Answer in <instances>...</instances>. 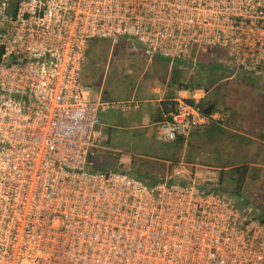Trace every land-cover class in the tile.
<instances>
[{
	"label": "built area",
	"instance_id": "2783aa9c",
	"mask_svg": "<svg viewBox=\"0 0 264 264\" xmlns=\"http://www.w3.org/2000/svg\"><path fill=\"white\" fill-rule=\"evenodd\" d=\"M249 5L0 0V264H264V222L214 189L219 166L178 159L152 183L90 166L104 145L96 113L140 101L91 99L81 79L89 41L120 37L171 61L221 47L232 72L260 75L248 45L264 7ZM188 98L176 93L157 140L206 119Z\"/></svg>",
	"mask_w": 264,
	"mask_h": 264
},
{
	"label": "rangeland",
	"instance_id": "374dc122",
	"mask_svg": "<svg viewBox=\"0 0 264 264\" xmlns=\"http://www.w3.org/2000/svg\"><path fill=\"white\" fill-rule=\"evenodd\" d=\"M253 1L255 0H249L250 13L253 10L251 6ZM258 1L261 9L262 6L264 7V0ZM258 38L260 42H255L254 34L249 32L251 41L248 47L250 51L254 53L256 48L260 49V63L258 65V68H260V75H258L260 81H258L255 74L252 81L253 86L241 83L239 81L241 78L246 79L245 74H243L245 70L248 73L251 71L250 68L245 69L242 67L244 71L234 74L233 78L235 80L231 87L232 90L236 89L238 92L241 90L246 93L248 122L243 119L245 114L242 112V117L239 118L242 123L239 124L232 123L231 119L228 120L225 117L221 118L219 128L214 127L210 122L201 124L195 131H190L183 144L181 143L179 147H176L178 152L173 155L174 159H172L210 163L219 166L223 169L222 185L229 187L234 186L233 178L230 175L235 165L247 163L252 169H256L255 176H246L239 188V197L247 201L241 207L249 209V212L256 217L258 211L264 210V134L261 135L264 133L262 130L264 121L257 120L259 116L264 117V10L260 12ZM85 57L86 63L89 64L83 65L82 73L89 71L94 74L92 81L96 83V88L97 83L102 81L104 82V88L110 87L111 90L113 89L112 91L115 88L111 85L121 84L124 92L131 90L133 84L137 82V73L145 74V71H143L146 64L145 56L138 46H134L128 40H125V42H121V39L114 41L101 40L98 46L89 42ZM227 57V51L221 47L214 46L202 49L190 62L181 64V78L179 80L188 82L192 78H199V81L205 84L201 87L206 89L203 99L209 98L208 100H210V98H213L217 100L220 109L221 107L225 108V95L222 94V90L227 86L229 78L217 79L215 82L209 79L221 71L225 74L230 72L229 66L225 62ZM140 59H144L143 63ZM218 62L223 65V69H218L217 64H215ZM90 89L92 90V87H89ZM122 91L117 90L116 93L119 94ZM90 98H96L91 91ZM238 106L236 105L237 109ZM229 112L227 109V113ZM100 116L101 111H98L94 127L107 130L108 128L103 125L106 120ZM107 134L109 142L106 150L95 154L91 167L101 170H120L133 174L141 171H149L152 174L159 172L157 178L163 176V162L154 159L162 154L163 149L167 147V143L155 138L152 127H144L141 124L132 125L128 121L123 122V124L113 122L111 128L107 130ZM121 157H129L131 162L118 161Z\"/></svg>",
	"mask_w": 264,
	"mask_h": 264
},
{
	"label": "crops",
	"instance_id": "0c3cea01",
	"mask_svg": "<svg viewBox=\"0 0 264 264\" xmlns=\"http://www.w3.org/2000/svg\"><path fill=\"white\" fill-rule=\"evenodd\" d=\"M138 59V58H137ZM146 64L143 67V71H145V74L142 75V73H137V82H135L131 88V90H124L123 85L113 84L115 89L114 91L111 90L110 87L104 88V82L100 81L97 83H94L93 80V73L86 71L83 72L81 75L82 82L84 84L89 85L88 87H92V90L90 89L92 95L96 98L100 99H109V100H123V99H136L140 101L139 107L135 109H130L127 111H123L117 108H107L103 111H101V116L105 118L104 126L108 128L109 130L113 124V122L122 123L128 121L129 124L132 125H142L144 127H152L154 131V125L155 122L161 119L164 114L166 113L168 107L174 101V97L176 93L189 97L188 99H192L194 102H197L199 99H203V96L206 93V89L201 86H187L178 87L175 83H170V74L171 70L173 68H179V78H181V64L180 62L181 58H176L171 60H168L166 57L161 56H152V57H144ZM144 59H140V61L143 63ZM180 59V60H178ZM89 63H86V60L84 61V65L86 66ZM144 65V64H143ZM94 72V71H93ZM236 72H228L227 75H225L223 78H229L227 82V86L224 87L222 90V94L225 95L224 101L226 104V107L223 108L218 106V102L215 104L216 108L214 111H212L210 114L206 115V119L203 122L200 123H194L191 127L192 130H196L197 127H200L201 124H204L206 122L212 123H221V118L225 117L226 119L233 121L236 124L242 123V120L240 121V117H242V112L244 113L246 111L245 117H243L245 122H248L249 115L248 111L246 110V93L240 90H232V85L234 83L235 78H233L234 74ZM245 78H241L239 80L241 83H246L253 86L252 81L254 80L253 77H255V72H245ZM256 78H258V81H260V77L256 75ZM92 81V82H91ZM90 83V84H89ZM94 90V91H93ZM117 90H121L122 92H119V94L116 93ZM109 91L113 92L110 93ZM90 95V93H89ZM193 96V97H192ZM206 100L209 98H205ZM211 101H214L213 98H210ZM238 106V109L236 107ZM219 107V108H218ZM227 109L230 111L227 113ZM96 117V115H95ZM229 117V118H228ZM95 123V122H94ZM99 129V128H97ZM100 130V129H99ZM107 130H100L104 136V145L99 150L98 153L104 152L106 150L107 143L109 142V136L107 134ZM167 147H165L162 151V154L159 155L154 160L163 162V172L165 173L173 164L174 159L173 155L178 152L176 145H174L173 141H166ZM183 144V143H182ZM118 161L120 162H131V158L129 157H121ZM210 164V163H207ZM157 169V167H156ZM129 173V172H128ZM155 173V172H154ZM163 173V174H164ZM131 174V173H129ZM132 175H135L137 178L141 179L142 181L146 183H152L156 180V178L159 175V172H156V174H152L149 171H141L137 172L135 174L132 173Z\"/></svg>",
	"mask_w": 264,
	"mask_h": 264
},
{
	"label": "trees",
	"instance_id": "16d2710c",
	"mask_svg": "<svg viewBox=\"0 0 264 264\" xmlns=\"http://www.w3.org/2000/svg\"><path fill=\"white\" fill-rule=\"evenodd\" d=\"M16 0H10V3H13L15 2ZM119 39H121V42H125V40L131 42L134 46H139L135 41L133 40H130V39H126L124 37H120ZM101 40H106V41H109L108 39H105V38H102V39H92L90 40V44L92 45H95V46H98L99 43L101 42ZM105 43V41H104ZM89 44V43H88ZM107 44V43H106ZM0 53H1V48H0ZM182 60L180 62L184 63V62H190L191 60H186V58H181ZM85 60H86V57H85ZM180 60V59H178ZM211 64V63H210ZM217 64L216 66L218 67L219 70L223 69V65H221V63H215ZM84 65V64H83ZM83 67V66H82ZM229 70L230 72L232 71V69L229 67ZM81 74H82V70H81ZM225 74L224 72H220L218 73L217 75H215L214 77L210 78L209 80L212 81L214 80V82L217 80V79H222V77H224ZM82 76V75H81ZM82 79V78H81ZM179 68H173L171 70V74H170V83H175L178 87L180 86H183V87H187V86H190V87H193V86H201V85H205L204 83L200 82L199 78L197 79H191L189 80L188 82L186 81H180L179 80ZM87 85V84H86ZM188 102L190 103H193L194 101L192 99H187ZM217 103V100L214 99V101H211V100H204V99H199L197 100V102H195L194 104L198 107V110L201 114L203 115H208L210 114L212 111H214V109L216 108L215 104ZM174 107V101H172V103L170 104V106L168 107L167 111L168 112L169 110H171L172 108ZM224 108V107H223ZM244 114H246V111L244 112ZM259 115V114H258ZM229 118V117H228ZM257 120L258 121H261L263 122L264 121V117H257ZM233 123V121H232ZM212 125L216 128H219V123H212ZM263 126V125H262ZM263 132H264V126L262 128ZM191 131V129H190ZM190 133V132H189ZM264 133H262L261 135H263ZM189 135V134H188ZM170 141V140H169ZM174 142V145H176V147H179V145L181 143H183V139L178 137L176 139H173L171 140ZM233 167V166H232ZM231 167V168H232ZM223 169L221 167H219V175H218V181H217V185L214 187V189L218 190V191H221L223 193H226L227 195L229 196H232L235 200V204L239 207L242 206V204L245 205V203H247V201L245 199H241L239 197V188L244 180V178L246 176H255L257 170L256 169H252V167H250L247 163H243V164H240V165H235L233 168H232V171H231V177L233 178V181H234V186L233 187H229V186H226V185H222V178H223V175H222V171ZM251 173V174H250ZM132 174V173H131ZM135 176V175H134ZM157 179V178H156ZM238 200V201H237ZM255 216V215H254ZM256 217V216H255ZM257 217L258 219L261 221V222H264V210H260L257 212Z\"/></svg>",
	"mask_w": 264,
	"mask_h": 264
}]
</instances>
